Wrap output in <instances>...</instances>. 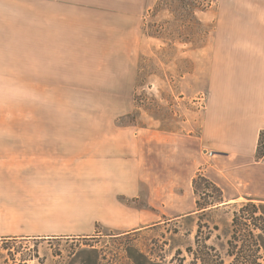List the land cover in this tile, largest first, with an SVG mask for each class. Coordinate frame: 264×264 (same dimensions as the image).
I'll use <instances>...</instances> for the list:
<instances>
[{
	"label": "crops",
	"instance_id": "crops-1",
	"mask_svg": "<svg viewBox=\"0 0 264 264\" xmlns=\"http://www.w3.org/2000/svg\"><path fill=\"white\" fill-rule=\"evenodd\" d=\"M140 6L0 0V239L47 236L23 224L58 219L63 204L116 234L158 213L195 215L198 173L221 190L222 207L264 205V0L247 3L251 27L213 49L205 108L187 132L119 123L135 110ZM73 46L98 54L78 61L102 74L104 90L90 95L107 103L91 123L63 125V52Z\"/></svg>",
	"mask_w": 264,
	"mask_h": 264
},
{
	"label": "rangeland",
	"instance_id": "rangeland-1",
	"mask_svg": "<svg viewBox=\"0 0 264 264\" xmlns=\"http://www.w3.org/2000/svg\"><path fill=\"white\" fill-rule=\"evenodd\" d=\"M249 2L141 0L138 38L131 55L137 74L133 88L135 110L119 123L196 131L197 111L205 108L204 82L213 72L212 51L229 39L232 30L251 27ZM81 50L73 46L63 52V125L91 123L96 111L107 103L90 95L104 90L105 85L96 83L102 74L95 75L93 72L99 70L83 68L78 61L83 57L92 61L98 54ZM199 193L201 204L217 198L201 182ZM244 203L227 207L219 203L203 217L196 213L171 219L158 213L160 219L155 223L124 234L102 229L94 225L92 214L63 204L58 219L23 224V230L47 236L0 239V264H191L185 249L195 248L199 224L201 238L209 237L207 244L215 247L228 264L233 213L240 211ZM256 205L264 214V205ZM261 243L260 256L264 258V239Z\"/></svg>",
	"mask_w": 264,
	"mask_h": 264
},
{
	"label": "trees",
	"instance_id": "trees-1",
	"mask_svg": "<svg viewBox=\"0 0 264 264\" xmlns=\"http://www.w3.org/2000/svg\"><path fill=\"white\" fill-rule=\"evenodd\" d=\"M264 140V134H261ZM261 143V142H260ZM260 155L259 153L257 154ZM199 182L210 188L217 198L214 202L201 204L199 202ZM192 187L196 199L197 214L203 217L207 211L218 208L222 201L221 190L209 181L202 173H198L192 181ZM215 207V208H214ZM199 217V218H200ZM232 233L228 242L227 257L231 260L228 264H264V258L260 256L262 250L261 241L264 239V214L253 201L241 205L240 211L234 212L232 217ZM200 224L195 234V248L187 247L185 252L191 257V264H226L215 247L209 246V237L201 238ZM217 229L216 227L214 228ZM10 240V239H1ZM177 254L181 251L177 250Z\"/></svg>",
	"mask_w": 264,
	"mask_h": 264
},
{
	"label": "built area",
	"instance_id": "built-area-1",
	"mask_svg": "<svg viewBox=\"0 0 264 264\" xmlns=\"http://www.w3.org/2000/svg\"><path fill=\"white\" fill-rule=\"evenodd\" d=\"M260 144H261V146L263 147V150H264V140H261V143ZM263 157H264V153H263Z\"/></svg>",
	"mask_w": 264,
	"mask_h": 264
}]
</instances>
